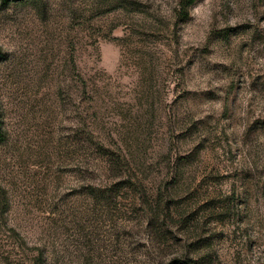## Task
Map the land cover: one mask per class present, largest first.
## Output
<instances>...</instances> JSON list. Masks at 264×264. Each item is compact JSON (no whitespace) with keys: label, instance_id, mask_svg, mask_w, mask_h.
Listing matches in <instances>:
<instances>
[{"label":"rangeland","instance_id":"1","mask_svg":"<svg viewBox=\"0 0 264 264\" xmlns=\"http://www.w3.org/2000/svg\"><path fill=\"white\" fill-rule=\"evenodd\" d=\"M183 2L0 4V264H264V0Z\"/></svg>","mask_w":264,"mask_h":264},{"label":"trees","instance_id":"2","mask_svg":"<svg viewBox=\"0 0 264 264\" xmlns=\"http://www.w3.org/2000/svg\"><path fill=\"white\" fill-rule=\"evenodd\" d=\"M27 1H30V0H0V4L7 5V4H10V3H20V2H27ZM193 3H194V0H185V2L181 3V10L182 11L180 12V14H183L184 18L188 17V14H189L188 13V8L190 6H192ZM0 54H1V51H0ZM89 134H90V142L93 145V149L96 150V152L98 154L104 156L105 155V147L99 141H95L94 135H93L92 132L89 133ZM4 139H5V133L0 128V142H2ZM110 160L113 161V166L117 164L116 160H112V159H110ZM90 189L92 190L91 193L93 195H95L97 193L101 194V195L105 194L104 191H101V189H104V188L91 187ZM177 264H182V263H177Z\"/></svg>","mask_w":264,"mask_h":264}]
</instances>
